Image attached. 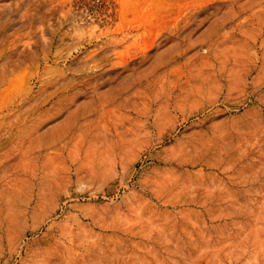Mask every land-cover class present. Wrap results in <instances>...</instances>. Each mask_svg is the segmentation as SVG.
Instances as JSON below:
<instances>
[{"label":"rangeland","instance_id":"1","mask_svg":"<svg viewBox=\"0 0 264 264\" xmlns=\"http://www.w3.org/2000/svg\"><path fill=\"white\" fill-rule=\"evenodd\" d=\"M0 264H264V0H0Z\"/></svg>","mask_w":264,"mask_h":264}]
</instances>
